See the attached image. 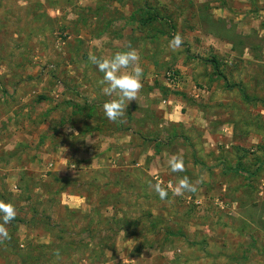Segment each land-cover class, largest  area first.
Segmentation results:
<instances>
[{
  "label": "rangeland",
  "instance_id": "obj_1",
  "mask_svg": "<svg viewBox=\"0 0 264 264\" xmlns=\"http://www.w3.org/2000/svg\"><path fill=\"white\" fill-rule=\"evenodd\" d=\"M227 4L236 2L0 0V85L7 97L0 116L16 119V96L37 87L26 103L33 122L29 137L17 131L21 121H2L8 124L0 161L4 152L26 153L18 165L27 167L11 176L0 170V200L16 210L6 225L11 239L0 243V264H264V21L243 25L237 14L222 20L218 9ZM121 5L131 12L128 46L142 54L143 69L147 64L155 70L143 83L156 90L154 103L180 106L184 120L166 123L162 109H147L141 117L147 138L132 143L131 160L136 163L161 135L156 148L163 152L145 162L160 170L156 174L134 166L103 170L93 180L74 172L57 176L40 164L43 153L34 155L46 143L35 145L34 137L48 115L39 109L44 88L60 84L68 58L75 64V30L68 27V45L56 41L62 40L59 24L74 20H62L63 12L75 6L110 19ZM176 33L184 42L171 51L168 41ZM152 50L147 61L144 54ZM158 51L165 56L156 57ZM170 72L180 76L178 85L168 83ZM8 139L18 141L13 150L4 148ZM173 154L183 157L184 171L170 170ZM184 176L198 182L197 191L174 196L172 187ZM149 182L161 183L168 196L162 200ZM63 193L79 195L83 203Z\"/></svg>",
  "mask_w": 264,
  "mask_h": 264
},
{
  "label": "crops",
  "instance_id": "obj_2",
  "mask_svg": "<svg viewBox=\"0 0 264 264\" xmlns=\"http://www.w3.org/2000/svg\"><path fill=\"white\" fill-rule=\"evenodd\" d=\"M235 2L236 5L227 4L219 7L218 11L222 12L219 16L220 19H230L225 14H237L239 17L235 18V20L243 25L248 22H258V20L264 21V0H235ZM252 4H254V7ZM121 6L119 10H116L118 15H116V12H113L116 17L113 16L110 19L107 17L103 19L99 16V13L94 12L95 10L89 11L83 10L85 9L83 8L78 11V8L75 6H71L74 12L72 10L69 13L63 12L64 18L62 20L65 21L66 19L69 21L71 17H74V20L72 21V26L59 24L62 40L58 37L56 41L61 43V45H65L66 43L68 45V27L75 30L79 42L75 64L71 65L72 58H68L67 69L59 73L60 84L58 86L52 84L44 88L47 94H44L45 96L42 97L40 102L42 108L39 109H43L41 114L47 113L48 115L47 119L44 115L45 117L41 120L44 130L37 137H34V139H37L34 143L35 145L37 143L41 144L43 141L46 142L42 147L34 151V155L43 153V158L37 156L38 159H41L40 164L44 166V169L51 171L57 176L62 175V173L74 172L78 176L81 175L83 179L93 180L103 170L130 169L134 166L139 167L145 172L148 171V174H156L160 170L152 168L151 165V168L146 167L145 162L146 165L147 162L149 164V159L156 158L163 152L161 147L156 148L157 143L163 139L161 135L156 136L153 140L152 149L142 150L137 154L138 160L136 163H133L131 160V157L135 156L132 153V143H141L147 138L148 128L144 126L146 122L142 121L141 117L147 112V109H159V111L162 109L164 111L162 118L166 120V123H176L177 121L181 123L184 120V118H181L183 114L179 112L181 107L175 105L174 102L171 103L164 100L162 103H154L156 90H153V87L148 88L151 85L146 86L143 83L142 77L148 76L151 72L154 74L155 70L152 65L146 69L147 64H145L143 69L140 64L141 59L139 60V65H141L143 70L141 77L143 87L136 100L130 101L126 106L125 115L122 118L124 122L113 123L104 116L102 105L111 99H115L116 95L105 96L102 93L98 81L102 78L103 73L99 72L97 67L88 61V56L95 54L98 57L109 58L118 51L128 50L129 39L131 37L126 32L131 30L129 27H131L132 21H129L131 17L127 16L131 15V12L128 15L125 14V7L124 5ZM101 20L103 21L99 26L96 22ZM136 25L134 30H137V27H139V24L136 23ZM100 28L101 30H99ZM136 40L140 42L138 37ZM99 44H102L104 48L98 47ZM137 53L141 58L142 54ZM149 53L144 54L147 61H149V55L153 57L154 50ZM159 54L165 56L164 52L158 51L156 57H159ZM28 88L30 89H26V91L22 90L16 96L18 97V103L15 106L17 110L11 109L15 115L17 114L16 119H13L15 116L12 118L7 116V112L0 116L2 131L0 132V145H5L2 142L3 137L1 134L6 133L5 127L8 123L2 125V121L5 118L12 121H21V123L17 124V131H21L19 133L24 135V137H29L26 131L32 127L33 122L31 119L32 112L28 110L26 103L32 94H36L37 87L29 85ZM5 98H7L6 92L0 85V101H5ZM20 112L22 114H19ZM36 124L39 125V122ZM162 125V123H158L159 127ZM19 133L18 141L20 140ZM16 139L5 140L6 146L4 148L13 150L18 144ZM13 145H15L14 148ZM30 147L32 146L28 145V148ZM20 153L13 152L12 154L5 155L4 152L3 157L5 158L0 161V170L6 172L8 176H11L13 172L21 173L25 171L27 165H18V159L19 155L24 158L27 154ZM15 162H17L16 165ZM73 162L78 165L77 170L71 169L74 167ZM1 166L3 167L2 169ZM7 183L9 187L15 186V182L7 181ZM64 195L68 198H74L77 201L76 203L80 205L83 203L79 195L63 193Z\"/></svg>",
  "mask_w": 264,
  "mask_h": 264
},
{
  "label": "clouds",
  "instance_id": "obj_3",
  "mask_svg": "<svg viewBox=\"0 0 264 264\" xmlns=\"http://www.w3.org/2000/svg\"><path fill=\"white\" fill-rule=\"evenodd\" d=\"M183 38L179 33L174 34L168 41V48L176 51L183 44ZM140 57L135 48L129 47L126 51H118L112 57L103 58L95 54L88 56V61L95 65L99 72L103 73L98 81L101 91L105 96L116 95L102 105L104 116L111 122L123 123L126 106L130 101L136 100L141 88L142 68L139 66ZM168 166L172 172L184 171L183 157L173 154L168 159ZM198 183V182H197ZM197 183H193L189 177L184 176L172 187L174 196H182L185 192H196ZM150 187L163 200L168 196V190L162 187L161 183H151ZM16 217V210L13 204L0 200V243L10 240L11 236L6 225ZM59 256V250H56Z\"/></svg>",
  "mask_w": 264,
  "mask_h": 264
},
{
  "label": "built area",
  "instance_id": "obj_4",
  "mask_svg": "<svg viewBox=\"0 0 264 264\" xmlns=\"http://www.w3.org/2000/svg\"><path fill=\"white\" fill-rule=\"evenodd\" d=\"M168 75V83L170 85H178V83L180 82V76L177 74H174L173 72L167 73Z\"/></svg>",
  "mask_w": 264,
  "mask_h": 264
},
{
  "label": "trees",
  "instance_id": "obj_5",
  "mask_svg": "<svg viewBox=\"0 0 264 264\" xmlns=\"http://www.w3.org/2000/svg\"><path fill=\"white\" fill-rule=\"evenodd\" d=\"M212 65H213L214 69H217V65L215 62H212Z\"/></svg>",
  "mask_w": 264,
  "mask_h": 264
}]
</instances>
